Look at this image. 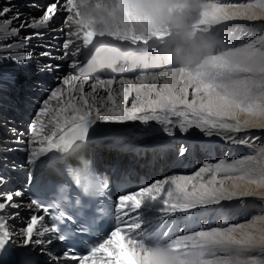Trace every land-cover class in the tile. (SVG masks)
Wrapping results in <instances>:
<instances>
[{"label": "snow or ice", "instance_id": "snow-or-ice-1", "mask_svg": "<svg viewBox=\"0 0 264 264\" xmlns=\"http://www.w3.org/2000/svg\"><path fill=\"white\" fill-rule=\"evenodd\" d=\"M8 3L10 5L11 0ZM253 7L264 9V0H256L255 4L202 3L194 17V29L207 32L213 25L224 21L259 19L248 15V10ZM230 8L245 11L229 13L227 9ZM12 11L10 6L0 7V61L10 59L17 69L26 67L29 62L26 50L33 36L40 34L38 30L48 28L58 14L65 13L68 39L63 43L65 51L60 59H72L69 65L72 70L80 67L79 74L69 72L60 78L56 87L49 89L34 114L30 124V142L34 146L27 155L33 169H47L58 158L57 154L66 153L74 143L88 139L90 130L93 135L104 130L108 123L140 121L148 124L155 121L169 136L177 127L186 133L193 126L211 135L212 130L218 128L231 129L235 133L244 131L238 121L235 124L227 122L235 118L236 111L264 117V51L255 47L256 41L243 49L212 55L194 68L169 65L164 73L141 74L134 79L123 75L119 79L115 76L102 79L96 73L113 69L121 61L131 66L143 65L145 69L170 61L167 42L171 33L167 29L154 28L132 0H49L42 17L31 21L22 20ZM26 29H32V35L24 34ZM258 41L264 44V36L258 37ZM241 54L246 61L252 62L237 61L236 57ZM58 67L47 65L44 70L54 71ZM161 82L162 86L158 87ZM189 88L193 89L191 100L188 98ZM173 117L177 119L173 120ZM240 143L246 144L247 141L241 140ZM185 151L181 148L179 154L183 155ZM258 152L264 154V147ZM245 159L256 158L249 156ZM242 163L225 165L220 162L214 168L199 169L193 176L158 180L135 192L120 194L114 204L116 226L110 230V235L92 246L87 254L77 255L69 248L62 257L76 264H148L144 246L157 233L138 232L145 220L130 216V213L142 207L146 212H160L165 216L191 215V210L197 208L207 211V206L232 199L236 193L226 191L223 182L218 184L215 175L204 180L203 174L236 171V164ZM67 173L82 187L83 195L73 202L66 195V185L62 181L37 178L34 182L37 193L47 198L56 193L59 186V195L47 203L39 198H29L26 207L42 213L56 210L55 220L51 226L38 228L44 216L31 215L26 227L16 234L0 215V252L12 242L13 235L20 238L22 246H30L33 243L51 245L54 243L52 236L55 241L69 240L74 235V228L97 231L101 217L95 211V197L104 194L106 180L95 178V171L87 160H83L79 167H68ZM60 175L63 177L64 173L60 172ZM0 183H3L2 177ZM21 195L19 192L0 194V214L6 207L20 208L22 205L14 198ZM111 209L112 205H105L104 218ZM254 219L264 221V217ZM64 220L75 223L71 227H61ZM234 230L196 231L180 235L166 244L182 256L191 257L193 264H259L255 258L242 262L238 255L216 257L217 251L234 249L239 253L250 247H264V243L256 244L251 236L236 239L232 235ZM47 234H52L47 240L36 238ZM49 255L54 262L61 258L52 253ZM210 256L215 259H209ZM20 257V264H32L27 248H23Z\"/></svg>", "mask_w": 264, "mask_h": 264}, {"label": "bare ground", "instance_id": "bare-ground-1", "mask_svg": "<svg viewBox=\"0 0 264 264\" xmlns=\"http://www.w3.org/2000/svg\"><path fill=\"white\" fill-rule=\"evenodd\" d=\"M41 1L11 0L9 5L8 0H0V7L10 6L13 15H18L22 20L31 21L33 18L42 17L45 7L41 8ZM202 3L255 4L256 0H202ZM227 11L231 13L245 10L230 8ZM248 15H254L259 19H235L212 26L209 31L223 41L222 46L218 47L213 55L243 49L245 45L252 44L254 41H256L255 47L264 51V44L258 41V37L264 36V9L253 7L248 10ZM59 17H61L60 20H58ZM65 21L66 14L60 13L48 28L38 30L40 34L33 36L26 50V55L29 58L26 67L17 69L15 62L10 59L0 61V177L3 178V183H0V194L16 193L13 186H10L12 176L6 178L8 174L13 173L15 165L12 164V161L22 160L24 162V165L19 166L18 171L20 172L32 168L28 163L27 155L30 148L34 146L30 142V124L33 119L20 125V119L10 118L8 109L15 105L16 98H20L25 109L30 108L35 114L42 99L46 98L49 89H52V87L46 86L40 89L37 85L35 86L34 76L44 71L45 80L53 82V78L57 75L59 69L54 71L44 69L47 65H60L61 63L60 58H57V46H54V42L55 40L61 41L62 46L68 39ZM32 32V29H26L24 34L32 35ZM45 52L49 55H41ZM236 59L239 62H252L246 61L242 54L238 55ZM173 67L178 68L180 65L176 64ZM167 70L168 68L154 70L149 68L144 73L138 71L132 78L141 74L164 73ZM69 72L70 69L63 72L55 81L54 87L59 84L60 78ZM23 78L25 80L20 82ZM29 83L32 87L31 94L36 102L27 100L26 96L22 95L26 92L24 88ZM157 86L161 87L162 82ZM113 87L118 88V85H113ZM188 93V98L191 100L193 89L189 88ZM131 100L132 97L129 98V106ZM26 112L27 110L21 118L24 121L27 120ZM172 119L176 120L177 118L173 117ZM237 121L243 126L244 131L235 133L231 129L218 128L213 129V134L208 135L205 131L194 126L186 133L179 131L177 127L172 136L165 133L163 126L155 121H150L148 124L140 121L108 123L105 126L111 129L112 135L105 142L125 149L140 147L139 154L135 156L124 154L121 151L115 152L110 146L109 148L104 146L91 153L96 158L98 167L103 171L112 169L115 174L119 171L129 172V179H135L136 182L139 180L137 178L139 174L143 175L146 182L144 187L155 181L171 179L175 176H193L199 169L214 168L220 162L230 165L242 161V164H236V171L203 174L204 180H210L215 175L218 184L222 181L226 191L236 193L232 199H224L219 204L207 206V211L197 208L191 210V215L178 213L172 216H165L160 212L149 213L143 207L136 211L137 215L145 220L144 225L150 229L149 233L152 230H161L165 227L164 235L169 232L175 233L171 239L180 235H190L196 231H210L213 228H219L235 229L232 235L236 239H246L251 236L256 244H262L264 243V221L254 218L264 217V154L258 152L259 148L264 147V117L236 111L235 118L227 122L235 124ZM229 136L234 139L227 138ZM241 140H246L247 143H240ZM181 148L186 149L183 155L179 154ZM17 150H20V153ZM249 156L256 159L246 160L245 158ZM18 198L14 199L15 202L22 205L20 208L6 207L0 214L6 219L8 228L16 234L26 227L31 215H36L35 210H29L26 207V201L22 196ZM41 224H38L37 227L41 228ZM49 237L50 234L36 238L47 240ZM51 245L33 243L30 246H22L20 238L13 235L12 242L3 251L7 255L9 253L13 256L18 264H20V253L23 248H27L30 252L32 264H59V261H52L49 255ZM237 255L242 262H250L252 258H255L259 264H264V247H250L239 251V253L234 249L216 252V257H235ZM208 258L215 259L211 256Z\"/></svg>", "mask_w": 264, "mask_h": 264}, {"label": "clouds", "instance_id": "clouds-1", "mask_svg": "<svg viewBox=\"0 0 264 264\" xmlns=\"http://www.w3.org/2000/svg\"><path fill=\"white\" fill-rule=\"evenodd\" d=\"M136 9L156 29H167L171 35L167 42L170 61L184 68L203 64L223 41L210 31L194 29V17L202 7V0H132ZM148 264H193L191 257H185L155 241L145 244Z\"/></svg>", "mask_w": 264, "mask_h": 264}, {"label": "rangeland", "instance_id": "rangeland-1", "mask_svg": "<svg viewBox=\"0 0 264 264\" xmlns=\"http://www.w3.org/2000/svg\"><path fill=\"white\" fill-rule=\"evenodd\" d=\"M25 80V78H23L20 82H23ZM112 159H113V157H112Z\"/></svg>", "mask_w": 264, "mask_h": 264}]
</instances>
